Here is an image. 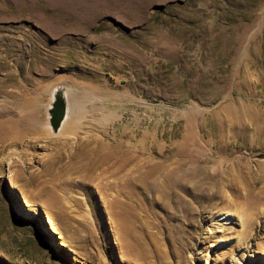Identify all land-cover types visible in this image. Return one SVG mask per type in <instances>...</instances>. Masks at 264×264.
<instances>
[{"label":"rangeland","instance_id":"374dc122","mask_svg":"<svg viewBox=\"0 0 264 264\" xmlns=\"http://www.w3.org/2000/svg\"><path fill=\"white\" fill-rule=\"evenodd\" d=\"M57 89L65 124L82 113L53 133ZM0 125V264H264V205L220 174L264 176V0H0ZM99 146L131 148L96 174L144 177L137 197L80 179Z\"/></svg>","mask_w":264,"mask_h":264},{"label":"bare ground","instance_id":"6f19581e","mask_svg":"<svg viewBox=\"0 0 264 264\" xmlns=\"http://www.w3.org/2000/svg\"><path fill=\"white\" fill-rule=\"evenodd\" d=\"M23 107H24V105H23ZM81 113L82 112L79 110L77 114L79 115ZM74 116H76V115L74 114ZM77 116L75 118L73 117L74 119L72 118L68 124H65V120L67 119V117L65 116V119H64L63 125H62V126H64V124L67 125L65 131L66 130L70 131L75 126L76 120L78 118ZM79 118H80V116H79ZM1 119H3V118H1ZM4 122H6L5 119H4ZM22 124L26 130H31L34 126L33 121L29 120V119L24 120L22 122ZM76 125H77V123H76ZM6 129H8V128L6 127ZM73 129H75V128H73ZM1 131L2 130L0 129V132ZM17 132H15V133H17ZM4 135L5 134H3V136ZM6 136H7V133H6ZM16 138L18 139V136L15 137L14 140H17ZM2 143H3V141H2ZM83 144H81V145H83ZM78 146H79V144H78ZM84 146H85V144H84ZM99 147H101L100 150H99V148H96V149H98V151L88 149L85 147V148H82L81 150H78V152L74 155V158L76 160V161L74 160L75 161L74 165L76 164V167L74 166L75 167L74 169H75V171H77L79 173L80 179H82L83 181H87V180L88 181L89 180H95V182L97 181L98 184L96 186H99L100 188H102L104 190V192H107V190L116 189V190H118L117 192H120V193L122 192L121 194H127V196L129 195L132 197H137L139 189H141L142 185L144 184V177L142 178V176L137 175L133 180L126 179V180H124V183L120 184L117 181H116L117 183H114V182L110 183L107 180L106 181L108 183H105V182H103V179L101 178L102 175L96 174V171L101 166H103V167L107 166L110 162L113 161L114 163H117L118 166H117V168L115 166V173H113L114 171H112V173L119 175L124 169H126L125 167L130 165L133 162V160L135 159L134 155L132 154L133 151H131V148H130V150L126 149L124 151L121 150L122 152H120L118 150L114 151L117 148L112 151L109 149L110 147L108 148L107 146H99ZM68 163L70 164L71 162L69 161ZM72 163H73V161H72ZM110 164H112V163H110ZM241 165H242V163H241ZM241 165L234 163V165L232 164V165L226 166L225 168L223 167L224 169H223L222 173H220V174H221V176H223L222 177L223 182L225 181V183H227L226 184L228 186L227 190H230L235 195L242 196V198H244L245 200H248L249 202H254V203L257 202V203L264 205V185L260 188L255 187V183L258 180H260V182H263V184H264V176L252 172L251 170L248 169L249 167L246 168L244 165H242V166ZM106 169H104V170H106ZM65 171H66V169H65ZM105 172H108V171H105ZM132 173H134V172H132ZM136 173H138V170L136 171ZM150 173H153V171H151ZM194 173H191L188 171L183 172V174L179 178L180 179L179 182L176 180V178L172 174L167 175V182L172 188H175L179 185H182L185 187V185L181 184V183L184 182L185 184H187L189 182V180L192 179ZM113 176H115V175H113ZM126 176H125V178H126ZM106 179H107V177H106ZM118 179H119V177H118ZM178 183H179V185H177ZM238 183H240L244 186V188H242V189L239 188L240 191L238 190V186H237ZM168 184H167V186H168ZM218 188H220V187L218 186ZM220 190H221V188H220ZM241 190H242V192H241ZM161 192H163L164 194H167V191L165 189H161ZM119 197H120V195L111 196L110 199L107 198L108 200H106V202L104 204L106 205L107 208H109L111 213L113 215H115V217L118 220H120L122 227H123L124 224L127 223V217L134 218L135 211L127 200L121 201V200H119ZM200 197L201 196L199 194L195 195L196 199H198ZM205 199H208V198H205ZM221 220H227V219L222 218ZM120 235H121L122 245L125 247L128 248L129 246L136 243L137 237L135 236L136 234L134 235L133 230L129 231L128 228H126L125 230L122 229L120 231ZM129 253H130V251H129ZM137 257H140L139 251H138Z\"/></svg>","mask_w":264,"mask_h":264},{"label":"water","instance_id":"95a60500","mask_svg":"<svg viewBox=\"0 0 264 264\" xmlns=\"http://www.w3.org/2000/svg\"><path fill=\"white\" fill-rule=\"evenodd\" d=\"M65 96L57 89L53 92L52 109L49 112V126L53 133L61 127L66 115Z\"/></svg>","mask_w":264,"mask_h":264}]
</instances>
